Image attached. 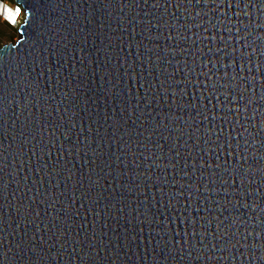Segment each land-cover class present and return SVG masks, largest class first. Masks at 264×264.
Returning <instances> with one entry per match:
<instances>
[{
	"label": "water",
	"instance_id": "95a60500",
	"mask_svg": "<svg viewBox=\"0 0 264 264\" xmlns=\"http://www.w3.org/2000/svg\"><path fill=\"white\" fill-rule=\"evenodd\" d=\"M13 3L0 264H264V0Z\"/></svg>",
	"mask_w": 264,
	"mask_h": 264
},
{
	"label": "clouds",
	"instance_id": "9594fccd",
	"mask_svg": "<svg viewBox=\"0 0 264 264\" xmlns=\"http://www.w3.org/2000/svg\"><path fill=\"white\" fill-rule=\"evenodd\" d=\"M18 6H16L14 3H8L5 1H0V21L5 23L6 25H8L11 28H18V26L20 25V23L23 20V12L21 11L20 15L17 17V23L15 25L11 24L9 22V19L6 17L7 13L6 10H12L13 12L15 11V9Z\"/></svg>",
	"mask_w": 264,
	"mask_h": 264
},
{
	"label": "trees",
	"instance_id": "16d2710c",
	"mask_svg": "<svg viewBox=\"0 0 264 264\" xmlns=\"http://www.w3.org/2000/svg\"><path fill=\"white\" fill-rule=\"evenodd\" d=\"M13 3L12 0H6ZM17 28H11L3 22H0V47L4 44L13 43L14 36L17 34Z\"/></svg>",
	"mask_w": 264,
	"mask_h": 264
},
{
	"label": "snow or ice",
	"instance_id": "6c2138e0",
	"mask_svg": "<svg viewBox=\"0 0 264 264\" xmlns=\"http://www.w3.org/2000/svg\"><path fill=\"white\" fill-rule=\"evenodd\" d=\"M6 13H7L6 17L9 19V22L15 25L17 23V17L21 13V9L17 7L14 12L12 10H6Z\"/></svg>",
	"mask_w": 264,
	"mask_h": 264
},
{
	"label": "rangeland",
	"instance_id": "374dc122",
	"mask_svg": "<svg viewBox=\"0 0 264 264\" xmlns=\"http://www.w3.org/2000/svg\"><path fill=\"white\" fill-rule=\"evenodd\" d=\"M17 32V31H16ZM17 40V34L14 36L13 43ZM5 45V44H4Z\"/></svg>",
	"mask_w": 264,
	"mask_h": 264
},
{
	"label": "crops",
	"instance_id": "0c3cea01",
	"mask_svg": "<svg viewBox=\"0 0 264 264\" xmlns=\"http://www.w3.org/2000/svg\"><path fill=\"white\" fill-rule=\"evenodd\" d=\"M0 1H2V2L5 1V2H7L6 0H0ZM12 1H13V0H12ZM8 3H9V2H8ZM9 4H10V3H9ZM0 22H1V21H0Z\"/></svg>",
	"mask_w": 264,
	"mask_h": 264
}]
</instances>
